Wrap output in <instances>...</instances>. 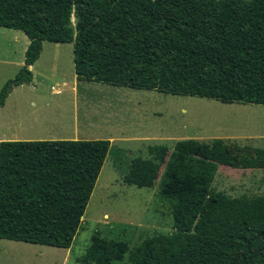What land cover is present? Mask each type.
I'll return each instance as SVG.
<instances>
[{
  "label": "trees",
  "instance_id": "1",
  "mask_svg": "<svg viewBox=\"0 0 264 264\" xmlns=\"http://www.w3.org/2000/svg\"><path fill=\"white\" fill-rule=\"evenodd\" d=\"M0 28L30 40L0 91L33 82L45 42L74 45L79 82L264 106V0H0ZM111 152L108 140L0 143V239L71 249ZM243 161L264 168V149ZM224 139L151 146L117 168L171 205L172 234L128 241L98 231L78 264H264V197L211 194ZM122 169V170H121Z\"/></svg>",
  "mask_w": 264,
  "mask_h": 264
},
{
  "label": "rangeland",
  "instance_id": "2",
  "mask_svg": "<svg viewBox=\"0 0 264 264\" xmlns=\"http://www.w3.org/2000/svg\"><path fill=\"white\" fill-rule=\"evenodd\" d=\"M29 41L23 32L0 28V91L25 65ZM33 70V84L15 88L0 108V140H108L111 152L71 249L0 239V264H78L98 231L131 248L172 234L171 205L158 195L159 180L138 188L117 170L148 158L151 146L224 139L235 164L219 166L211 194L264 197V168L242 158L247 148L264 149V106L79 82L73 44L46 42Z\"/></svg>",
  "mask_w": 264,
  "mask_h": 264
},
{
  "label": "crops",
  "instance_id": "3",
  "mask_svg": "<svg viewBox=\"0 0 264 264\" xmlns=\"http://www.w3.org/2000/svg\"><path fill=\"white\" fill-rule=\"evenodd\" d=\"M17 41H21V38L19 37V36H17ZM29 44H30V41H29V43H28V46H29ZM45 44H46V42L44 43V47H43V52H42V54H41V57H42V55H43V53H44V49H45ZM28 49V48H27ZM27 51V50H26ZM40 57V58H41ZM39 61V60H38ZM37 61V62H38ZM36 62V63H37ZM31 70L34 72V70H33V66L31 67ZM34 74V73H33ZM35 81V75H34V79H33V82ZM33 82L31 83V84H33ZM30 85V84H29ZM3 141H6V140H0V143L1 142H3ZM7 141H11V140H7ZM17 141H21V140H19V139H17ZM24 141H33V140H24ZM111 142V141H110Z\"/></svg>",
  "mask_w": 264,
  "mask_h": 264
}]
</instances>
